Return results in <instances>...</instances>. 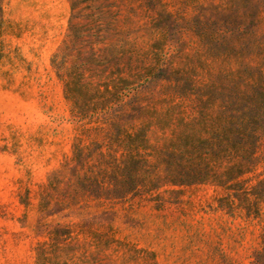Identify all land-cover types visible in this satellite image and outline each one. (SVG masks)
<instances>
[{"label":"rangeland","instance_id":"1","mask_svg":"<svg viewBox=\"0 0 264 264\" xmlns=\"http://www.w3.org/2000/svg\"><path fill=\"white\" fill-rule=\"evenodd\" d=\"M88 14H95L106 42L129 38L146 57L145 69L136 72L153 76L138 80L134 92L149 85L159 90L178 77L204 85L222 74L228 79L217 83L230 84L237 66L210 55L192 29L199 20L251 28L264 54V0H0V264H39V250L49 249L43 244L59 228L79 239L69 264H253L264 217L219 208L222 192L211 184L167 185L113 206L91 201L82 214L55 202L41 208L42 186L71 157L80 134L52 61L70 24L89 22ZM163 74L170 80L156 78ZM168 102L151 96L157 113L148 119L166 118ZM153 129V142L172 135V127ZM59 256L52 264H64L65 254Z\"/></svg>","mask_w":264,"mask_h":264},{"label":"trees","instance_id":"2","mask_svg":"<svg viewBox=\"0 0 264 264\" xmlns=\"http://www.w3.org/2000/svg\"><path fill=\"white\" fill-rule=\"evenodd\" d=\"M95 17L88 14L89 22L71 23L64 46L53 57L80 134L71 157L42 186L41 208L55 202L82 214L91 201L97 207L113 206L167 185L211 184L222 192L219 208L231 215L264 217V169L257 172L264 166V54L251 38L253 30L201 20L192 28L212 57L237 66L228 86L217 83L228 79L219 74L211 84L178 77L159 90L149 85L134 92L138 80L153 76L152 71L136 72L145 69L146 57L129 38L106 42ZM156 78L170 80L166 74ZM155 94L170 101L169 115L158 122L148 119L157 113L149 104ZM155 125L164 133L172 127V135L153 142ZM59 229L43 244L49 249L39 250V264H52L59 253L66 256L64 264L76 261L71 244L78 237ZM62 238L69 243L62 246ZM112 241L102 245L107 248ZM253 264H264V226Z\"/></svg>","mask_w":264,"mask_h":264}]
</instances>
